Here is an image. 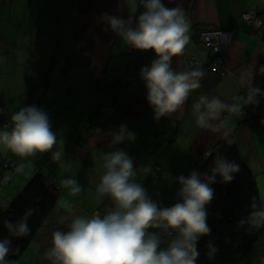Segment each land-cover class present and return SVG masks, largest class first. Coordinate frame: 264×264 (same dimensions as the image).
Returning <instances> with one entry per match:
<instances>
[{
    "label": "crops",
    "instance_id": "obj_1",
    "mask_svg": "<svg viewBox=\"0 0 264 264\" xmlns=\"http://www.w3.org/2000/svg\"><path fill=\"white\" fill-rule=\"evenodd\" d=\"M77 2L0 0V108L4 109L0 126L10 129L13 112L35 105L48 114L57 135V144L48 153L22 158L0 149L1 155L20 167L9 180L13 170L0 161V202L6 205L16 197L39 166L65 195L57 206L63 215L58 213L57 220L50 222L55 209L32 242L38 252L33 264H51L44 252L51 247L52 232L67 230V223L76 216L97 214L108 198L98 199L95 194L103 173V152L123 149L133 159L134 168L149 165L152 173L141 171L136 179L160 207L179 202L176 178L189 176L199 157L222 141L220 133L196 123L193 104L201 95L240 105L236 114L226 111L223 116L264 199V124L255 120H264V73L259 72L264 66V0H163L166 7H182L190 25V41L182 54L172 58L173 69L202 68L205 77L182 109L158 120L140 77V69L156 58L154 52L130 48L101 21L107 13L125 20L132 17L135 24L142 7L134 13L129 0H89V8L81 10ZM249 7L262 15L261 29L244 24L242 14ZM207 26L234 33L224 53L225 75L209 65L212 53L199 39L201 27ZM190 56L200 65L190 69ZM251 87L261 90L257 103L248 101ZM86 124L89 127L84 129ZM121 124L136 139L110 146L107 133ZM77 138L87 146L79 148ZM57 151L62 153L61 160L54 158ZM67 177L83 182L84 191L78 197L63 186ZM62 217L65 223L58 222ZM241 264H264V231Z\"/></svg>",
    "mask_w": 264,
    "mask_h": 264
},
{
    "label": "clouds",
    "instance_id": "obj_2",
    "mask_svg": "<svg viewBox=\"0 0 264 264\" xmlns=\"http://www.w3.org/2000/svg\"><path fill=\"white\" fill-rule=\"evenodd\" d=\"M133 12L144 9L135 17L125 20L107 13L101 21L134 49H151L156 58L149 66L140 69V77L147 90V102L154 118L169 116L183 108L190 94L201 88L204 70L177 71L172 58L185 51L190 41V25L182 7H166L163 0H129ZM264 73V66L259 68ZM261 90L251 87L248 101L257 103ZM240 105L226 104L217 96L201 95L193 104V114L200 128L212 129L221 134L228 145L234 143L228 122L223 114L236 113ZM4 112L0 108V114ZM11 128L0 126V149H7L19 157L48 153L57 144L48 114L35 105L21 107L11 114ZM100 134L101 130H95ZM110 146L134 142L136 134L121 124L111 130ZM210 153H205V157ZM61 160L62 153H54ZM103 173L95 186L98 199L109 197L112 207L103 215H79L67 223V230L52 232V244L44 252L51 264H198L200 255L197 242L211 231L207 223L208 205L214 196L212 184L217 177L231 182L240 171V165L217 154L210 173L192 171L187 177L176 178L180 185L179 202L160 207L137 181L142 171L152 173L149 165L134 168L133 159L123 149L101 154ZM63 186L73 195L82 191L77 179L67 177ZM250 211L241 226L248 230L264 228V199H251ZM33 209H27L17 221L6 220L4 226L10 236L23 237L30 233L28 218ZM66 218L58 222L65 223ZM206 255L215 257L218 248L211 242ZM12 251L11 240L0 239V264H15L7 259Z\"/></svg>",
    "mask_w": 264,
    "mask_h": 264
},
{
    "label": "trees",
    "instance_id": "obj_3",
    "mask_svg": "<svg viewBox=\"0 0 264 264\" xmlns=\"http://www.w3.org/2000/svg\"><path fill=\"white\" fill-rule=\"evenodd\" d=\"M77 5L81 10H87L90 3L89 0H78ZM250 8H254L259 12L255 7H249L242 14L244 24L251 27L253 30L261 29L262 26L256 27L253 23L245 20L244 14ZM209 28L217 27H201L199 31V39L201 42V32ZM202 44L204 45L203 42ZM206 48L212 53L210 65L218 54L209 47ZM200 63L197 66H199ZM256 119L262 125L264 124V120L261 117H255V120ZM88 127L89 125L86 124L84 129ZM77 143L79 148L86 147H81L86 144L84 139L80 140V138H77ZM206 153H210V155L207 157H205V154L201 155L193 171H197L202 175L210 173L217 154L222 155L227 160L238 163L240 165V171L235 174L231 182L224 183L217 177V182L211 185L214 189V196L211 202L206 205L207 223L211 231L208 235L201 236L197 242V249L200 253L198 264H241L258 242L264 231V228L248 230L247 226L240 225V221L245 219L250 211L249 204L251 199L253 197H256L257 201L262 199L256 184L255 173L244 160L235 139L234 143L231 145L226 144L224 140L218 141ZM1 163L6 168L13 170L12 175L8 176L9 180H11L12 176L19 171L20 167L13 160L6 159V156ZM61 194L62 192L58 184L49 179L43 167L39 166L38 170L34 171L33 176L27 181L24 188L16 197L5 206H2V202H0V239L5 237L9 238L12 248L7 259L15 261V264H27L23 260V254L29 248L30 244H32L40 228L45 224L47 218L54 215L55 209L56 213L54 219L57 220L58 213L62 214V212L57 210ZM111 207L112 201L108 197L101 204L97 214L103 215ZM29 208L33 209L32 215L28 218L30 233L23 237L10 236L4 226V221L19 220ZM209 242L213 243L218 248V252L212 259H209L206 255Z\"/></svg>",
    "mask_w": 264,
    "mask_h": 264
},
{
    "label": "built area",
    "instance_id": "obj_4",
    "mask_svg": "<svg viewBox=\"0 0 264 264\" xmlns=\"http://www.w3.org/2000/svg\"><path fill=\"white\" fill-rule=\"evenodd\" d=\"M144 11V9L142 8ZM244 18L247 22L253 23L256 27H260L263 24L262 15L254 8H250L245 14ZM135 27V24L132 25ZM202 42L206 47L212 49L218 55L215 57L210 66L216 70L220 75L227 73V67L225 62V56L223 53L228 50L230 44L234 39V33L232 30L221 28H209L201 32ZM130 46V45H129ZM130 48H132L130 46ZM194 56H190L187 59V64L190 69L196 67L199 64ZM84 147V145H82ZM5 155H0V161H4Z\"/></svg>",
    "mask_w": 264,
    "mask_h": 264
},
{
    "label": "rangeland",
    "instance_id": "obj_5",
    "mask_svg": "<svg viewBox=\"0 0 264 264\" xmlns=\"http://www.w3.org/2000/svg\"><path fill=\"white\" fill-rule=\"evenodd\" d=\"M85 146H87V144H84V147ZM81 147H83V146H81ZM33 174H34V171H33V173H32V175H31V177L33 176ZM30 177V178H31ZM29 180V179H28ZM79 183H80V185L82 186V191H81V193L84 191V184H83V182L82 181H78ZM7 195H9L8 193H7ZM80 195V194H79ZM64 194H62L61 195V197H60V200H62L63 198H64ZM73 197V196H72ZM72 197H69L68 199H69V201L70 200H72ZM74 197H78V195H76V196H74ZM6 198V197H5ZM4 198V199H5ZM7 199V198H6ZM12 200V199H11ZM1 205L2 206H5V204L2 202L1 203ZM55 219H49V221L51 222V221H54ZM37 254H38V252H37V250L35 249V246L33 245V243L32 244H30V246H29V248L25 251V253L23 254V260L27 263V264H33V262H34V260H35V258H36V256H37Z\"/></svg>",
    "mask_w": 264,
    "mask_h": 264
},
{
    "label": "bare ground",
    "instance_id": "obj_6",
    "mask_svg": "<svg viewBox=\"0 0 264 264\" xmlns=\"http://www.w3.org/2000/svg\"><path fill=\"white\" fill-rule=\"evenodd\" d=\"M1 155V154H0Z\"/></svg>",
    "mask_w": 264,
    "mask_h": 264
}]
</instances>
